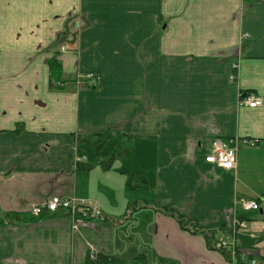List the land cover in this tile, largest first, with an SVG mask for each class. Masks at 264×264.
Returning a JSON list of instances; mask_svg holds the SVG:
<instances>
[{"label":"crops","instance_id":"1","mask_svg":"<svg viewBox=\"0 0 264 264\" xmlns=\"http://www.w3.org/2000/svg\"><path fill=\"white\" fill-rule=\"evenodd\" d=\"M215 138L236 169L206 161ZM72 194L102 216L31 213ZM166 208L264 257V0H0V264H233Z\"/></svg>","mask_w":264,"mask_h":264},{"label":"built area","instance_id":"2","mask_svg":"<svg viewBox=\"0 0 264 264\" xmlns=\"http://www.w3.org/2000/svg\"><path fill=\"white\" fill-rule=\"evenodd\" d=\"M238 65L234 64V68H237ZM233 80H236V76L232 75L231 77ZM102 77L100 74L95 72H77L75 78V85L78 90H86L88 88H96L101 84ZM263 99L260 96L255 95H247L242 97V103L249 105L250 107H256L262 104ZM238 138H229V139H222V138H215L213 140V150L206 156V161L212 164H215L225 170H233L237 167V153H238V145H239ZM244 142H249L245 140ZM85 159L84 156L79 157L77 160L75 158V163L78 164L79 162ZM239 204L244 209H254L257 210L260 208V203L251 200L248 198H239ZM68 212V214L75 216L76 214H84L87 215L91 212L93 215H100L101 209L97 203H88L85 199L76 198L73 195L68 196H60L54 195L52 196L47 202H43L41 204H35L32 209L31 213L35 215H40L44 212ZM236 225L239 228L247 229L248 225L244 221H237ZM220 245L223 249H226L228 253H230L232 259L234 260L236 257L237 252L239 251L235 239L227 240L221 239ZM92 254L94 252L92 251ZM252 264H255L253 261Z\"/></svg>","mask_w":264,"mask_h":264},{"label":"trees","instance_id":"3","mask_svg":"<svg viewBox=\"0 0 264 264\" xmlns=\"http://www.w3.org/2000/svg\"><path fill=\"white\" fill-rule=\"evenodd\" d=\"M51 69L55 76L62 74V63L56 58L50 60ZM102 147L98 148L101 149ZM165 213L172 215L176 220L181 224L184 229H187L193 233L204 232L205 237L208 242V246L213 249H218L221 251L226 258L233 264H252L255 261V264H264V257H252V256H243L240 251L237 252L235 259L233 260L230 253L226 249H223L220 245V239L216 237L215 233L211 230H204L196 226V223L191 221L189 218L184 217L183 215L177 213L176 211L166 208ZM102 216V214L100 215ZM99 216V217H100ZM3 220H0V224H3ZM156 264H175L174 261L168 258L158 256L155 259ZM87 264H149V259L145 254H138L132 258H123L117 257L111 254L104 252H91L87 256Z\"/></svg>","mask_w":264,"mask_h":264},{"label":"rangeland","instance_id":"4","mask_svg":"<svg viewBox=\"0 0 264 264\" xmlns=\"http://www.w3.org/2000/svg\"><path fill=\"white\" fill-rule=\"evenodd\" d=\"M82 156H85V154H80L79 153V149L76 151V154H75V158H76V160L79 158V157H82ZM86 157V156H85ZM82 162V161H81ZM74 197H76V198H78L79 197V194H72ZM78 195V196H77ZM79 199V198H78ZM82 199H84V198H82ZM262 199V198H261ZM86 200V199H85ZM149 262H150V260H149Z\"/></svg>","mask_w":264,"mask_h":264}]
</instances>
